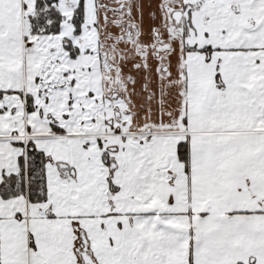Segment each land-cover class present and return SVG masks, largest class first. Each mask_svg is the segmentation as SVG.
<instances>
[{"label": "snow or ice", "instance_id": "obj_1", "mask_svg": "<svg viewBox=\"0 0 264 264\" xmlns=\"http://www.w3.org/2000/svg\"><path fill=\"white\" fill-rule=\"evenodd\" d=\"M0 264H264V0H0Z\"/></svg>", "mask_w": 264, "mask_h": 264}]
</instances>
